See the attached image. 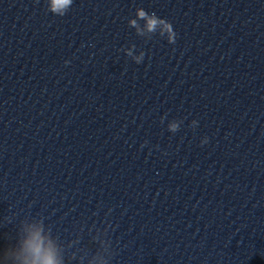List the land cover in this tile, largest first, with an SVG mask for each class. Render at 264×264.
Listing matches in <instances>:
<instances>
[{"label":"water","instance_id":"water-1","mask_svg":"<svg viewBox=\"0 0 264 264\" xmlns=\"http://www.w3.org/2000/svg\"><path fill=\"white\" fill-rule=\"evenodd\" d=\"M30 243L264 264V0H0V264Z\"/></svg>","mask_w":264,"mask_h":264},{"label":"clouds","instance_id":"clouds-1","mask_svg":"<svg viewBox=\"0 0 264 264\" xmlns=\"http://www.w3.org/2000/svg\"><path fill=\"white\" fill-rule=\"evenodd\" d=\"M71 3L72 0H53V11H56L62 15L63 11L66 10L71 5ZM138 15L141 18H146V13H144L143 11H140ZM132 23L133 25L135 24L134 21ZM158 24H164L165 30L171 32V26L164 21L157 20L155 16L149 18L148 20L149 31H154ZM170 40H171V36H170ZM30 247L33 254L40 257L41 264H59V262L55 258L54 252L51 249L44 251L39 247L38 244H31V243H30Z\"/></svg>","mask_w":264,"mask_h":264}]
</instances>
